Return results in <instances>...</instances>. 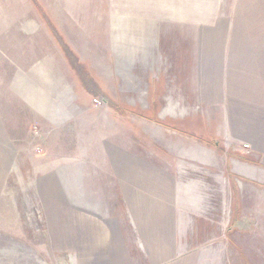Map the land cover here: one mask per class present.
<instances>
[{"label": "rangeland", "instance_id": "374dc122", "mask_svg": "<svg viewBox=\"0 0 264 264\" xmlns=\"http://www.w3.org/2000/svg\"><path fill=\"white\" fill-rule=\"evenodd\" d=\"M0 123V264H119L183 163L196 264H264V0H0Z\"/></svg>", "mask_w": 264, "mask_h": 264}, {"label": "crops", "instance_id": "0c3cea01", "mask_svg": "<svg viewBox=\"0 0 264 264\" xmlns=\"http://www.w3.org/2000/svg\"><path fill=\"white\" fill-rule=\"evenodd\" d=\"M37 28L35 24L19 27L24 33H32ZM166 103L175 107L170 97ZM31 107L52 123L46 115ZM5 143L0 123V146ZM191 155L189 160L196 162V153ZM122 191L134 195L125 199L128 225L132 229L125 236L117 222L114 232V241L118 243L114 255L123 258L119 264H186L184 257L191 251L194 252L191 264H196V217L203 215L196 205V163L178 164L175 176L162 174L159 184H138ZM203 223L206 227L215 225L210 216L205 217Z\"/></svg>", "mask_w": 264, "mask_h": 264}]
</instances>
